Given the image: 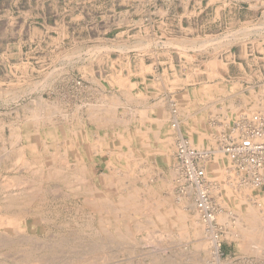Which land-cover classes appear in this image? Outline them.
Here are the masks:
<instances>
[{
  "label": "rangeland",
  "instance_id": "obj_1",
  "mask_svg": "<svg viewBox=\"0 0 264 264\" xmlns=\"http://www.w3.org/2000/svg\"><path fill=\"white\" fill-rule=\"evenodd\" d=\"M71 2L0 0V17L9 11L14 18L13 24L0 20V264H264V190L243 182L218 139L238 118L264 114V73L247 77L246 92L226 76L235 69L221 54L229 47L233 14L220 6L229 0H89L79 22L72 20ZM27 11L29 22H17ZM158 19L184 23L191 37L202 35L188 42L191 54L174 40L173 74L167 82L159 78L150 103L167 117L164 131L154 108L136 110L133 95L120 90L135 86L129 88L131 79L127 83L121 74L133 68L136 56L143 64L141 55L165 47L155 35ZM44 20H64L66 26L45 28ZM184 93L187 101L181 100ZM175 121L194 146L213 151L207 175L216 219L226 228L221 262L198 248L205 240L211 249L210 235L202 226L197 235L193 223L202 219L195 197L179 189ZM139 129L149 130L147 137ZM215 158L217 173L211 169ZM128 193L138 195L143 210L122 209ZM163 198L170 200L160 207L169 215L167 224L152 211ZM251 205L263 210L252 225L243 215Z\"/></svg>",
  "mask_w": 264,
  "mask_h": 264
},
{
  "label": "crops",
  "instance_id": "obj_2",
  "mask_svg": "<svg viewBox=\"0 0 264 264\" xmlns=\"http://www.w3.org/2000/svg\"><path fill=\"white\" fill-rule=\"evenodd\" d=\"M70 1H72L71 4H68V6L70 7V12L71 14L75 15L74 17H72V20L74 22H79L86 14L84 8H87V12L89 10V0ZM222 6L223 4H221L220 8L221 11H224V14H228V12L230 14H233V21L229 23V28L227 30V32L231 31L232 33L228 38V40H230V43L228 44L229 47L227 49H224L223 51L220 48L214 50L215 47H209L207 50L213 49V52L215 53H220L221 51V54L224 53L223 58L230 61L231 68H235L230 69L228 74L226 75L228 76V80L240 81L243 85L246 86L243 89L244 92H246L248 90L247 87L250 86L247 77L249 75H251L252 77H259L260 72L264 73V0H229L228 4L225 7ZM159 9L160 7L157 9V12H159ZM26 14L27 16L25 17V19L22 17V20L17 22H29V11H27ZM13 19V15L9 11L8 13H5L0 17V20L2 22H7V24H13ZM40 23L45 28L53 27L56 29H63L66 26V21L64 20H56L54 25H49L50 23L46 20ZM155 25L157 27V29H155V35L156 37H161L160 40L163 41L165 47L162 50H159L156 55L152 53L141 55L144 56L143 64L142 58H138V56H136V59H133V68H130V70L124 69L123 73L121 74V76H123L124 78H130L135 86L130 90H120L123 94L131 93L133 95V106L136 110L139 111L143 110V108L148 107V105L152 107L150 103L152 100L156 99V95H158V93L156 92L160 88L158 86L160 81L159 78L161 79L162 77H164L167 82V77L172 76L174 63L173 57L175 54L173 43L175 41H180L181 52L191 54L190 44L188 42H191L192 39L197 40L202 36L201 34H195L193 37H191L190 32H188L189 26L184 25V23L182 22L179 24H174L173 22L167 20L158 19L155 22ZM260 25H262V29L258 28L260 27ZM204 26L205 25H202L201 29H203ZM178 29L179 32L174 35L173 31H176ZM257 29H260V31H258ZM223 33L224 32H221L220 35ZM202 52L203 51L200 50L198 53ZM124 56L126 55H123V57ZM125 59L127 58L125 57ZM119 61L125 62L124 58L120 59ZM126 64L127 62L125 63V65ZM148 70L149 73L147 72ZM143 78H145L146 80H143ZM29 79L30 78H28L27 80L29 81ZM132 83L129 82L127 86L131 87ZM163 85L165 87V84ZM162 93L164 96L169 95V92L166 89L163 90ZM127 100L130 101L129 98ZM128 101L123 102L125 104H128ZM153 108L154 107H152V109ZM153 111L155 112V108L152 110V112Z\"/></svg>",
  "mask_w": 264,
  "mask_h": 264
},
{
  "label": "built area",
  "instance_id": "obj_3",
  "mask_svg": "<svg viewBox=\"0 0 264 264\" xmlns=\"http://www.w3.org/2000/svg\"><path fill=\"white\" fill-rule=\"evenodd\" d=\"M173 113H176L174 109ZM173 127L177 129L173 168L178 176L179 189L194 195L207 232L219 246L216 259L221 262L226 228L216 219L217 205L211 195L205 166L213 151L194 146L191 139L182 133L178 121L173 123ZM218 139L222 152L229 157L243 182L264 190V114L258 112L238 118Z\"/></svg>",
  "mask_w": 264,
  "mask_h": 264
},
{
  "label": "bare ground",
  "instance_id": "obj_4",
  "mask_svg": "<svg viewBox=\"0 0 264 264\" xmlns=\"http://www.w3.org/2000/svg\"><path fill=\"white\" fill-rule=\"evenodd\" d=\"M56 1V0H55ZM225 6H226V4H224ZM259 24V23H258ZM245 26V25H244ZM257 26V25H256ZM260 26H262V25H260ZM248 28H250V27H248ZM243 29H244V27H243ZM245 29H247V28H245ZM241 31V30H240ZM231 32V31H230ZM227 33V32H226ZM227 35H228V33H227ZM226 36V35H225ZM264 41V40H263ZM100 47V46H99ZM202 48V47H201ZM244 50V49H243ZM257 50V49H256ZM98 51V50H97ZM56 55V54H55ZM214 60V59H213ZM212 60V64H211V66L212 67H214L215 66V64H217V62L218 61H216V59H215V61H213ZM216 62V63H215ZM235 62V61H234ZM211 63V62H210ZM208 66V65H207ZM194 70V69H193ZM211 71V70H210ZM214 72H217V71H214ZM207 73L209 74L210 72L209 71H207ZM213 74V73H212ZM212 74H210V75H212ZM187 76V75H186ZM192 76H193V74H192ZM122 77V76H121ZM126 78V77H125ZM124 78V79H125ZM194 78V77H193ZM120 79H122V78H120ZM124 79H123V83L125 82L124 81ZM127 79V80H126ZM125 80L127 81V83L129 82L128 81V78H126ZM121 82H122V80H120ZM171 81H173V80H171ZM177 81V80H176ZM119 82V81H118ZM120 82V83H121ZM36 83V82H35ZM126 83V82H125ZM132 85H133V83H132ZM133 87V86H132ZM170 87H172V86H170ZM126 88V87H125ZM130 88V87H129ZM32 90V89H31ZM188 96L189 95H187V94H181V100L183 101H187L188 100ZM190 98V97H189ZM69 100V99H68ZM101 102V101H100ZM47 103V102H46ZM164 103V102H163ZM162 103V104H163ZM39 104V103H38ZM45 104V103H44ZM100 104V103H99ZM179 104V103H178ZM80 105V104H79ZM105 105V104H104ZM170 106V105H169ZM36 108V107H35ZM56 108V107H55ZM54 108V109H55ZM101 108V107H100ZM57 109V108H56ZM61 109V108H60ZM142 109V108H141ZM144 109V108H143ZM146 110V109H145ZM31 111V110H30ZM77 111V110H76ZM154 112V111H153ZM251 112V111H250ZM54 113V112H53ZM155 121H156V123H157V125H158V127L159 128H161L163 131H164V127L167 125V122H165V120H166V116H165V114L163 113V111H162V109H161V106L160 107H157V108H155ZM55 114V113H54ZM95 114V113H94ZM27 115V114H26ZM25 115V116H26ZM35 115V114H34ZM34 115H33V117H34ZM66 115V114H65ZM40 116V115H39ZM51 116V115H50ZM172 116H173V118L174 117H176V118H178V116H179V114H174L173 112H172ZM27 117V116H26ZM47 117V116H46ZM99 118V117H98ZM27 119V118H26ZM39 119V118H38ZM46 119V118H45ZM79 119V118H78ZM125 119V118H124ZM151 119V118H150ZM154 119V118H153ZM109 120V119H108ZM179 120V119H178ZM3 122V121H2ZM52 124V123H51ZM96 125V124H95ZM14 126V125H13ZM164 126V127H163ZM1 128V127H0ZM37 128V127H36ZM69 128V127H68ZM99 128V127H98ZM174 128V127H173ZM161 129L159 130L158 129V131H161ZM63 130V129H62ZM141 129H139L138 131H140ZM173 130V129H172ZM77 131V130H76ZM142 131V130H141ZM141 131H140V133H141ZM147 131H149V130H147ZM146 129H145V131L143 130L142 131V133H143V135H145L146 136ZM154 131H156V130H154ZM157 131V132H158ZM196 131V130H195ZM56 133V132H55ZM76 133V132H75ZM81 133V132H80ZM98 133V132H97ZM142 133L140 134V135H142ZM145 133V134H144ZM161 133V132H160ZM19 134V133H18ZM37 134V133H36ZM139 133L137 132V135H138ZM156 135L157 134H159V133H155ZM122 135V134H121ZM136 135V134H135ZM147 135H148V133H147ZM48 136V135H47ZM71 136V135H70ZM81 136V135H80ZM142 137V136H141ZM140 137V138H141ZM144 137V136H143ZM142 137V138H143ZM147 137V136H146ZM157 137V136H156ZM157 138H159V137H157ZM148 139V138H147ZM158 140H160V139H158ZM4 141V140H3ZM74 141V140H73ZM16 142V141H15ZM29 144V143H28ZM145 144H147V143H145ZM44 145V144H43ZM194 145V144H193ZM29 146V145H28ZM46 146V145H45ZM48 146V145H47ZM37 147V146H36ZM44 147V146H43ZM57 147V146H56ZM87 148H88V146H87ZM21 149V148H20ZM56 149V148H55ZM91 149V148H90ZM7 150V149H6ZM78 150H76L75 152H74V154H73V156L76 158V160H79V161H81L82 160V155H80L79 154V151L77 152ZM25 152V151H24ZM64 152V151H63ZM7 153H8V151H7ZM216 153V152H215ZM4 154V153H3ZM86 154H87V150H86ZM217 154V153H216ZM56 155V154H55ZM62 156V155H61ZM214 157V156H213ZM0 158H2V157H0ZM18 158V157H17ZM64 159V158H63ZM218 158H215V162H214V164H213V167H211V169L213 168V171L214 172H219L220 170H221V164H219L218 163V160H217ZM53 160V159H52ZM65 160V159H64ZM211 158H209L207 161H206V164H205V166H206V173H207V171H208V168H209V163L211 162ZM217 160V161H216ZM41 161V160H40ZM62 162V161H61ZM67 163H68V161H67ZM27 164V163H26ZM42 164V163H41ZM25 165V164H24ZM55 165H56V163H55ZM65 165V164H64ZM31 166V165H30ZM83 166V165H82ZM46 167V166H45ZM11 168V167H10ZM56 168V167H55ZM85 168H86V166H85ZM3 169V168H2ZM22 169V168H21ZM39 169V168H38ZM37 169V170H38ZM56 169H58V172L60 171V169L61 170H63L62 168H60L59 169V167H57ZM56 169H54V170H56ZM224 169V168H223ZM53 170V169H52ZM50 171L49 170V173L50 172H54V170L53 171ZM87 170V169H86ZM117 170V169H116ZM80 171V170H79ZM33 172H35V170L33 171ZM116 172V171H115ZM228 172V171H227ZM234 172V171H233ZM233 172H231V173H233ZM119 173V172H118ZM175 173V172H174ZM173 173V174H174ZM237 173V172H236ZM57 174V173H56ZM77 174V173H76ZM208 174V173H207ZM49 175V174H48ZM50 175H51V173H50ZM53 176H54V174H52ZM233 175V174H232ZM14 177V176H13ZM57 177V176H56ZM55 177V178H56ZM77 177V176H76ZM176 177V176H175ZM58 178V177H57ZM57 178H56V180H57ZM207 178H209L208 177V175H207ZM11 180H12V178H10ZM25 179V178H24ZM52 179H54V178H52ZM63 179H66V178H63ZM69 179V178H68ZM20 180V179H19ZM55 180V181H56ZM60 180H62V179H60ZM72 180V179H71ZM80 180V179H79ZM211 180V179H210ZM228 180V179H227ZM25 181V180H24ZM47 181V180H46ZM49 181V180H48ZM66 181V180H65ZM67 181H69V180H67ZM66 181V182H67ZM119 181V180H118ZM208 181H209V179H208ZM17 182V181H16ZM15 182V183H16ZM210 182V184L212 185V183H211V181H209ZM5 182H3V184H4ZM7 183H9V182H7ZM7 183H5V185L7 184ZM71 183V182H70ZM73 183V182H72ZM88 183V182H87ZM33 184V183H32ZM18 185V184H17ZM16 186V185H15ZM122 186V185H121ZM3 187V186H2ZM9 187V186H8ZM4 188H6V187H4ZM18 188V187H17ZM58 188V187H57ZM71 188V187H70ZM111 188V187H110ZM217 188V187H216ZM3 190H5V189H3ZM210 190H211V186H210ZM89 191V190H88ZM25 192V191H24ZM54 192V191H53ZM131 193V192H130ZM130 193H128L129 195H125L126 196V198H125V200L123 201V208L122 209H125L126 210V212L129 210V209H133V211H132V213H134V214H136L137 213V211H140V210H138L140 207H138V203L139 202H137L136 200V198H137V196L139 195V192H138V195L136 196V195H134V194H130ZM133 193V192H132ZM137 192L135 191V194H136ZM17 194H18V192H17ZM142 194V193H141ZM11 195V194H10ZM121 195V194H120ZM107 197V196H106ZM123 197H124V195H123ZM158 198V197H157ZM187 198V197H186ZM139 199V198H138ZM4 200V199H3ZM108 201V200H107ZM11 202V201H10ZM30 202V201H29ZM40 202H41V200H40ZM141 202V201H140ZM154 202H156V201H154ZM158 202V201H157ZM122 203V202H121ZM147 203V202H146ZM169 203H170V200H168V199H165V198H163V199H161V201H159V203H158V205H155L156 207H154L153 206V209H152V207H151V209H152V211H155V212H157V213H159V215H160V218L162 219V221L165 223V224H167L166 222L168 221V219H169V215H168V213H163V214H161V211H160V207H167L168 205H169ZM184 204H183V206L180 208V212H181V215H180V217L181 218H185L186 216L184 215V213L182 212L186 207H188L189 206V202L186 200L185 202H183ZM12 204V203H11ZM108 204V203H107ZM15 205V204H14ZM142 206H143V204H141ZM248 205H249V203H248ZM113 206V205H112ZM197 205L196 204H194V208H195V210H196V213H197V215H198V217L200 218L201 217V213H200V211H199V209L196 207ZM258 206V205H257ZM126 207H130L129 209H127ZM146 207H148L147 206V204H146ZM248 207V209H247V211H246V213L245 214H243L245 217L244 218H246V220L248 221V222H251V225H252V223H254V222H256L258 219H259V217L261 218V216H260V214L261 213H263V210H262V207H260V205H259V207L258 208H254V207H252V205H251V207L250 206H247ZM20 208V207H19ZM111 208H113V207H111ZM144 208H145V203H144ZM171 208V207H170ZM106 209V208H105ZM117 209V208H116ZM116 209H114L115 210V212H116ZM120 209V208H119ZM141 209V208H140ZM107 210V209H106ZM118 210V209H117ZM141 210H143V209H141ZM173 210V209H172ZM111 212H113V211H111ZM136 212V213H135ZM118 213V212H117ZM120 213V212H119ZM31 214V213H30ZM121 214V213H120ZM120 214H116L115 213V215H119L120 217H119V220L120 221H124V219L126 218V214H124L123 215V213H122V215H120ZM145 214V213H144ZM175 214V213H174ZM199 214H200V216H199ZM114 216V215H113ZM174 216V215H173ZM115 217V216H114ZM222 218H220L221 220L222 219H225L224 218V216H221ZM117 218V217H116ZM216 218H217V216H216ZM5 219H6V217H5ZM107 219V218H106ZM109 219V218H108ZM201 219H202V224L200 223V222H198L197 220L196 221H194V229H195V231H196V233L198 232V234L197 235H199V233H201V230H200V228H202L203 227V230H206V236H207V228H206V224H205V222H204V220H203V218L201 217ZM9 220V219H8ZM11 220V219H10ZM227 220V218L225 219V221ZM101 221V220H100ZM115 221H116V219H115ZM224 221V220H223ZM224 221V222H225ZM236 221H238V220H236ZM148 222H150V221H148ZM258 222V221H257ZM256 222V223H257ZM103 223V222H102ZM117 223H119V222H117ZM123 223V222H122ZM124 224H127V223H125L124 222ZM138 224V223H137ZM192 224V223H191ZM1 225V224H0ZM134 225V224H133ZM238 225V224H237ZM112 226V225H111ZM126 226V225H125ZM139 226V225H138ZM202 226V227H201ZM256 226V225H255ZM18 227V226H17ZM119 227V226H118ZM129 227V226H128ZM147 227V226H146ZM13 228V227H12ZM117 228V227H116ZM127 228V227H126ZM192 228V227H191ZM251 228H253L254 229V227H251ZM256 228V227H255ZM21 229V228H20ZM102 229V228H101ZM104 230H106V229H104ZM121 230V229H120ZM246 230V229H245ZM256 230V229H255ZM119 231V230H118ZM125 231V230H124ZM128 231V230H127ZM262 232H263V230H261ZM120 232V231H119ZM130 232V231H129ZM205 232V231H204ZM107 233V232H106ZM115 233H116V231H115ZM253 233V232H252ZM260 233V232H259ZM128 235H129V233H127ZM134 234V233H133ZM132 234V235H133ZM205 234V233H204ZM112 235V234H111ZM196 235V234H195ZM201 235V234H200ZM209 238H208V243H210V246H211V249L208 247V244H207V242L205 241V240H201V242L199 243V249H204V250H206L207 252H208V255H209V257L211 258V257H215V255L217 256V252H218V250H219V246H218V244L217 243H215V241L212 239V235L209 233ZM264 235V234H263ZM205 236V237H206ZM254 236V235H253ZM115 237V236H114ZM198 237V236H197ZM125 238V237H124ZM128 238H130V237H128ZM3 239V238H2ZM202 239V238H201ZM257 241V240H256ZM262 242V241H261ZM263 243V242H262ZM198 245V244H197ZM209 248V249H208Z\"/></svg>",
  "mask_w": 264,
  "mask_h": 264
}]
</instances>
